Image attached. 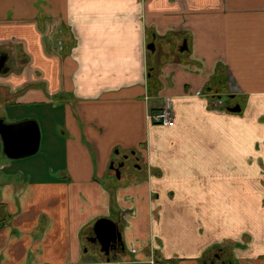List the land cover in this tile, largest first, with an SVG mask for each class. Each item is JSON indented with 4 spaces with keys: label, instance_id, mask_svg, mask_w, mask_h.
<instances>
[{
    "label": "crops",
    "instance_id": "0c3cea01",
    "mask_svg": "<svg viewBox=\"0 0 264 264\" xmlns=\"http://www.w3.org/2000/svg\"><path fill=\"white\" fill-rule=\"evenodd\" d=\"M0 52L57 164L0 161V264H264V0H0ZM103 217L118 257L90 244Z\"/></svg>",
    "mask_w": 264,
    "mask_h": 264
},
{
    "label": "water",
    "instance_id": "95a60500",
    "mask_svg": "<svg viewBox=\"0 0 264 264\" xmlns=\"http://www.w3.org/2000/svg\"><path fill=\"white\" fill-rule=\"evenodd\" d=\"M148 48L152 50L154 46L149 45ZM4 61V59L0 61V70L4 66ZM227 110L237 112L240 111V106L235 104L228 107ZM0 140L2 152L8 159L17 160L32 156L38 152L41 143L38 121L28 118L8 123L0 118ZM123 163L121 161L117 167L111 164V167L117 172V176ZM93 232L94 237H91V240H97L102 245V250L108 252L109 246L115 245L117 242H120L124 249L120 228L116 221L110 218H98L93 224Z\"/></svg>",
    "mask_w": 264,
    "mask_h": 264
},
{
    "label": "rangeland",
    "instance_id": "374dc122",
    "mask_svg": "<svg viewBox=\"0 0 264 264\" xmlns=\"http://www.w3.org/2000/svg\"><path fill=\"white\" fill-rule=\"evenodd\" d=\"M225 99V98H224ZM9 96H3L2 92L0 90V117L4 119L5 122L11 123L16 122L23 119L28 118H34L37 121L40 119V112H34L33 110H30L28 112H22L20 114V110L13 109L12 111V105L14 103L9 101ZM14 112V113H13ZM43 129H41V143L40 148L38 152L32 156L17 159V160H11L8 159L6 156H2L1 150H2V143L0 140V161L1 162H12V172H1V177L4 180L13 179L14 181L18 182L21 181L20 179L25 177L26 180L32 178L35 179L36 177L41 178H47L50 176H55L56 172H52V168H55L57 164H55V158L51 155V147L53 146L51 143L46 142V136L43 135ZM57 132V129H56ZM57 162H60L59 159H57ZM116 177H118L115 174ZM116 217V216H115ZM123 220V219H122ZM126 220H123L121 222L122 228L124 227V223H126ZM124 236V242H125V249H126V257H130V252L128 251L130 242L126 240L125 235ZM97 253V252H96ZM99 257H105L102 256V254L97 253ZM147 264V263H146Z\"/></svg>",
    "mask_w": 264,
    "mask_h": 264
},
{
    "label": "built area",
    "instance_id": "2783aa9c",
    "mask_svg": "<svg viewBox=\"0 0 264 264\" xmlns=\"http://www.w3.org/2000/svg\"><path fill=\"white\" fill-rule=\"evenodd\" d=\"M197 94H200V92L198 91ZM148 119L151 123L169 126L173 121L172 111L168 104H164L157 109L150 110L148 112ZM149 264H155L153 258L149 260Z\"/></svg>",
    "mask_w": 264,
    "mask_h": 264
},
{
    "label": "flooded vegetation",
    "instance_id": "af4514ba",
    "mask_svg": "<svg viewBox=\"0 0 264 264\" xmlns=\"http://www.w3.org/2000/svg\"><path fill=\"white\" fill-rule=\"evenodd\" d=\"M6 58H7V54L4 52H0V61L3 59L5 60ZM3 69H5L4 66H2L1 70H3ZM135 166H137V163L134 161L133 167H135ZM119 227H121L120 222H119ZM90 244L95 247V252L102 254V256L109 257V258L118 257L120 255V253L123 251V248H122V245L120 242H117L115 245H110L108 252H106L105 250H102V245L97 240H91Z\"/></svg>",
    "mask_w": 264,
    "mask_h": 264
},
{
    "label": "trees",
    "instance_id": "16d2710c",
    "mask_svg": "<svg viewBox=\"0 0 264 264\" xmlns=\"http://www.w3.org/2000/svg\"><path fill=\"white\" fill-rule=\"evenodd\" d=\"M229 97H230V95L224 97V98H225V104H224L225 109L228 108L227 103L229 102V100H228ZM8 220H9V219H8ZM1 222H3V220H1L0 223H1ZM5 222H7V220H5Z\"/></svg>",
    "mask_w": 264,
    "mask_h": 264
}]
</instances>
